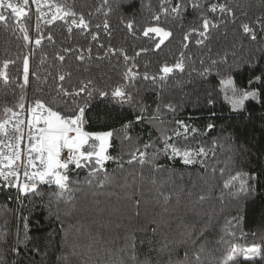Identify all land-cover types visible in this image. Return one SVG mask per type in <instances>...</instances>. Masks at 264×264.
I'll return each instance as SVG.
<instances>
[{
  "label": "snow or ice",
  "instance_id": "obj_1",
  "mask_svg": "<svg viewBox=\"0 0 264 264\" xmlns=\"http://www.w3.org/2000/svg\"><path fill=\"white\" fill-rule=\"evenodd\" d=\"M30 4L36 12L32 30L35 35L27 23L32 19ZM74 5L75 0H0V25L6 31L11 30L20 41V51L11 55L6 50L0 57V83L6 88L15 85L20 89L18 97L13 93L14 103L0 105V191L15 189L17 203L22 207L26 199L31 203L29 214L18 217L24 221L23 237L18 229L9 245V233L0 230V249L9 245L7 251H0V264H35L37 256L48 255L42 249H49L57 237L63 248H71L74 253L80 249L81 255L91 253L104 241V229L117 233L107 241L112 247H104L94 258L88 255L81 264H160L159 257L163 254L168 256L167 264H205L202 254L206 245L200 241L209 224L195 219L196 214L190 220H181L182 239L174 243L167 235L158 238L160 225L155 220L151 223L157 227H152L150 234L147 229L141 235L125 230L121 236V223H113L111 219L120 214L115 206H100L97 202L95 212L99 223L95 231L84 230L82 221L66 222L59 209L73 203L82 185L103 189L117 184L115 175L106 169L109 161L116 162L121 171L126 165L141 168L149 165L155 174L165 171L159 163L163 156L186 168L198 165L203 174L199 178L207 183L208 175L225 174L234 155L251 154L248 126L257 108L264 111V68L261 67L264 65V0L255 11L243 0H158L156 6L151 0H98L87 15L77 12ZM190 14L195 15L189 23ZM97 15L103 19L93 24L92 17ZM113 15L117 16L115 27L111 22ZM58 21L63 22L70 35L75 30L85 39L90 37L89 46L61 45L48 65L54 71H48L42 79L39 72L33 71L31 61L45 39L55 44L53 35L45 36L41 25L51 26ZM220 28L225 29V40L229 30L233 34L226 47H221L214 35ZM116 31L124 33L126 41L130 39L134 45L139 42L146 46L129 56L126 47L111 43ZM177 34H180L178 41ZM193 40L198 49L206 50L198 66H195L196 57L187 54ZM173 41L181 49L173 62L164 60L156 72L139 70L137 57L163 51ZM69 57L71 64L67 63ZM113 58L115 64H111ZM47 61L48 55L44 54L41 62ZM105 61L111 65L110 71L117 74L115 78L103 71ZM190 62L193 65L190 77L194 75L205 83L216 80V84L206 89L209 108L222 99L228 112L225 117H217L211 111V117L225 122L219 126L209 122L202 132L184 120L169 119L176 116L178 106L172 101L165 102L163 96L167 82L177 73L184 74ZM11 67L17 69L15 79L10 74ZM244 71L248 73L246 81L238 83L236 76ZM33 79L39 94L29 98L27 90ZM141 80L150 82L156 90L155 109L143 98L137 99V83ZM45 87L49 89L47 92ZM137 126L148 130L146 141L143 133L136 131ZM213 132L217 134L212 136ZM197 136L208 139L197 140ZM116 140L122 146L127 145L128 150L112 156L109 150ZM218 150L229 153L223 167L217 159ZM85 169L87 174L81 180L80 172ZM152 183L155 185L157 180L153 179ZM42 187L49 191L43 192ZM223 189L236 206L235 215L225 222V235L217 241L228 245L219 264H240L241 257L249 264H264V244L240 246L225 239L234 235L229 228H235L249 210H257L254 207L257 200L264 205V168L237 172L224 181ZM159 198L167 211L171 193L166 194L161 188ZM207 198L200 194L196 199L203 203ZM218 198L223 203L224 193ZM135 203L139 208L140 201ZM261 214L264 216V209ZM135 215L139 216V212ZM72 232L83 239H70ZM121 241L122 246L116 247ZM153 252L157 254L155 260ZM57 260L68 264L67 257Z\"/></svg>",
  "mask_w": 264,
  "mask_h": 264
},
{
  "label": "trees",
  "instance_id": "obj_2",
  "mask_svg": "<svg viewBox=\"0 0 264 264\" xmlns=\"http://www.w3.org/2000/svg\"><path fill=\"white\" fill-rule=\"evenodd\" d=\"M153 6L158 4V0H151ZM98 3V0H75V10L77 12H84L85 15L94 9ZM244 4H250L253 10H258L261 5V0H243ZM195 14H190L187 17V22L194 20ZM103 19L102 16L97 15L92 17L93 24L100 22ZM113 27L117 24V16L111 17ZM30 32H32L31 20L28 22ZM42 31L45 36L51 33L54 37L55 44L45 39L41 48L35 50V56L31 61L33 71L40 73L43 79L48 71H54L49 69L48 65L52 62L56 51L61 45H70L72 47H78L83 45L85 48L89 46L90 37L85 39L78 31H75L70 35L66 31V26L63 22H56L51 26L41 25ZM224 28H220L219 32H215L214 35L219 41L221 47L229 45L233 39L232 31L229 30L227 40L223 38ZM35 35V33H33ZM180 38V34H177V41ZM177 41H173L172 45L164 48L163 51L153 53H142L140 57H137V63L141 72L147 70L149 72H156L159 63L164 60L173 62L174 57L179 55L180 46ZM104 42L108 43V38H104ZM20 41L16 39L15 34L11 30H5L3 25H0V57H3L7 50L11 55H15L20 51L18 44ZM111 43L116 46L123 45L128 49L129 56H134L135 52L139 50L142 45L136 42L135 45L129 40H125L124 33L120 31L114 32L111 38ZM27 51V49H24ZM95 46H93V54H95ZM206 50L198 49L195 45V40L191 42L190 48L187 50V54L196 57L195 66L199 65V58L205 54ZM47 54L48 61L42 64L41 57ZM72 58L69 57L67 63L71 64ZM116 60L113 58L111 64H115ZM148 65L145 69V65ZM104 72H108L109 75L116 77L115 72L110 71L111 65L108 61H105ZM192 63H189V68L184 74L177 73L172 79H170L164 89L163 96L165 102L172 101L178 106L176 116L169 117V119H180L186 123L204 130L205 126L209 122H216L218 126L225 122L222 120H215L211 117L210 112L215 111L217 117H225L228 115L227 108L223 104L222 99H219L214 107L209 108L207 105L206 89L216 84V80L211 83L201 82L200 78L196 76H189ZM264 68V65L261 66ZM16 67L10 68V74L13 79L16 78ZM97 72V75H100ZM248 73L244 71L241 75L236 76L238 83H244L246 81ZM218 79V78H217ZM48 84H52L51 77L48 78ZM139 95L137 99H144V102L151 108L155 109L158 97L156 90L150 82L139 81L137 83ZM49 89L45 87V92ZM16 96L20 95V89L18 86L5 87L0 83V105L14 103L13 93ZM39 94L37 91V85L35 79L32 80L31 87L27 90L29 98ZM253 119L249 123L248 131V147L250 149V155H234L232 161L228 164L227 170L223 176H220L217 172L213 177L208 175L205 179H200L202 174L199 166H193L186 168L183 165L175 161H167L163 156L160 157L159 163L164 165L165 171L162 173H153L149 165H145L141 168L140 165L128 166L126 165L124 170L121 171L116 162L109 161L106 164V169L110 175H115L118 183L105 187L103 189H97L95 187H89L82 185L80 190L75 193V199L73 203L67 207L61 206L59 211L62 215L66 216V222L70 224H76L77 221H82L83 229H91L93 231L98 227V218L95 212L97 202L100 206H115L120 209L118 216L111 217L113 223L120 222L121 229L120 235L123 236L124 231L129 232L136 231L138 235L143 234L147 229L149 234L152 227H157V224H152L153 220L157 221L160 225L158 230V238L167 235L168 240L179 242L182 237L181 232V220L195 219L208 221L209 227L201 239L200 243L206 245L205 252L202 254L205 260V264H219L223 253L227 249L228 245L224 243H217L220 237L225 235L223 229L225 222L232 215H235L236 202L233 201L226 190L223 189V183L229 179L230 176L235 175L237 172L249 171L250 169L259 170L264 168V111L257 108L253 112ZM136 131L143 133L144 140L148 138V130L137 126ZM217 133L213 132L211 135L215 136ZM227 133H225L226 135ZM155 136L156 133L153 132ZM197 140L208 139V137L197 136ZM243 139V138H242ZM193 144L196 141H192ZM127 145L122 146L119 140H116L110 148V154L112 156H119L122 151L127 152ZM229 153L221 152L218 150L217 159L221 162L220 166H224V162L228 160ZM127 159V157H125ZM143 173L140 175V173ZM173 172L175 173L173 175ZM87 174V169L80 172V179L83 180ZM183 177V179H181ZM73 179H76L75 175ZM156 179L157 183L154 185L152 180ZM195 185V188H193ZM163 188V191L168 194L171 193L172 199L167 205V211H165L162 200L159 198V191ZM43 192L47 193L49 189L42 187ZM224 193V202L219 200L220 193ZM191 193V195H190ZM200 194H204L208 198L200 203L196 198ZM9 197H12L10 200ZM140 201L139 208L136 207V201ZM257 210H249L244 218L236 225L235 228H229V232H233L234 235L226 236L230 243H236L240 246H250L253 243L264 244V216L261 214V209H264V205L257 200L254 206ZM31 208L29 200H24V206L22 207L17 201L14 200V193L12 190L0 191V230H6L9 233V245L12 243V237L19 229L21 237H23V219L18 217L22 215H28ZM15 210V211H13ZM139 212V216L135 213ZM107 219V217H106ZM171 224V227H169ZM199 230V229H198ZM103 236L104 241L99 248H94L91 253L81 255L80 249H77L74 253L71 248H63L62 242L59 237L56 238L54 244L49 249H42L47 251L48 255L45 257L37 256L35 258V264H63V261L57 260V257H67L68 264H81L83 259H87L90 255L93 258L99 255L104 247H112L107 244V241L112 240L117 233L109 229H104ZM255 233V235H253ZM83 239L75 232H72L70 239ZM5 245L0 251H7L8 246ZM122 246V241L116 245V247ZM146 251V249L144 250ZM180 255L183 256V249H180ZM153 259H157V254L152 253ZM140 259L143 260L144 256L141 254ZM160 264H167L168 256L163 254L159 257ZM240 264H249L248 261H244L240 258Z\"/></svg>",
  "mask_w": 264,
  "mask_h": 264
},
{
  "label": "built area",
  "instance_id": "obj_3",
  "mask_svg": "<svg viewBox=\"0 0 264 264\" xmlns=\"http://www.w3.org/2000/svg\"><path fill=\"white\" fill-rule=\"evenodd\" d=\"M29 9H30V12H31V16H32V19H31V23H32V30H33V28H34V25H35V23H36V19H35V17H36V12H35V7H34V5H29ZM34 32H32V34H33ZM12 191H13V193H14V200L16 201V199H15V197H16V190L15 189H11Z\"/></svg>",
  "mask_w": 264,
  "mask_h": 264
}]
</instances>
